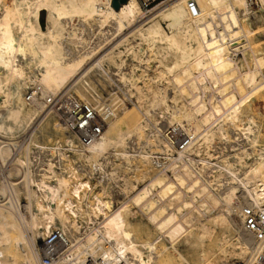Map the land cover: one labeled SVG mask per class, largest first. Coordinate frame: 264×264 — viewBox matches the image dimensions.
I'll return each mask as SVG.
<instances>
[{"label": "bare ground", "instance_id": "1", "mask_svg": "<svg viewBox=\"0 0 264 264\" xmlns=\"http://www.w3.org/2000/svg\"><path fill=\"white\" fill-rule=\"evenodd\" d=\"M187 1L0 0V264L260 263L264 0Z\"/></svg>", "mask_w": 264, "mask_h": 264}, {"label": "built area", "instance_id": "2", "mask_svg": "<svg viewBox=\"0 0 264 264\" xmlns=\"http://www.w3.org/2000/svg\"><path fill=\"white\" fill-rule=\"evenodd\" d=\"M141 1H142L144 8L151 12V10H153L155 8V6H157L158 4L165 5V4H168L169 2H172L173 0H141ZM187 8L189 9V11L193 17L197 16V12L199 11V6H198L197 1L188 0L187 1ZM84 111H88V108L85 107ZM91 115H92L91 113L85 114V116L87 118H89ZM75 117H76L75 115L72 116L73 119ZM80 119H82V117L78 118V120H80ZM98 125H99V122H96L94 125L89 124L87 130H84V128H82V127L79 128L81 131L84 130L82 135L84 138L83 141L86 144H89L93 140L97 139V137L99 136L100 130H99ZM74 128H76V127H74ZM182 147H183V145H182ZM243 213H245V215H246V218H245L246 229L248 231L254 233V235L256 236V238L259 242L264 243V212H254L251 209H245V210H243ZM56 237H57L56 235H53L49 239L48 242L52 243V241H54L56 239ZM59 245H60V243H59ZM59 245L57 243L55 245V247L52 249L51 248H44V255H45V260L47 263L49 261L53 260V256L56 253H58V251L61 250L60 248H63L62 244L60 245V247H59ZM259 264H264V256L261 257Z\"/></svg>", "mask_w": 264, "mask_h": 264}, {"label": "rangeland", "instance_id": "3", "mask_svg": "<svg viewBox=\"0 0 264 264\" xmlns=\"http://www.w3.org/2000/svg\"><path fill=\"white\" fill-rule=\"evenodd\" d=\"M41 16H42V19L43 18H45V16H46V12L45 11H43L42 12V14H41ZM251 25L254 27V26H256V22L254 21V20H252V22H251ZM261 42V43H260ZM263 42V43H262ZM261 44V45H260ZM263 44V45H262ZM259 48H263L264 47V35L263 36H261L260 37V41H259ZM262 101V102H261ZM257 103V105H256V103ZM254 102V112H255V114H256V116H257V119H258V121L259 122H261L262 123V125H263V135H264V100H259V99H257L256 101ZM256 107H258V108H256ZM257 110H256V109ZM259 109V110H258ZM169 132L170 133H172L174 136H177L178 137V143H181V142H183L184 140H185V138L184 137H186L185 135L183 136V134H181V132H179L178 130H174L173 128H171L170 130H169ZM24 140V139H23ZM180 141V142H179ZM234 264H245V262H243V261H241V260H235L234 262H233Z\"/></svg>", "mask_w": 264, "mask_h": 264}, {"label": "water", "instance_id": "4", "mask_svg": "<svg viewBox=\"0 0 264 264\" xmlns=\"http://www.w3.org/2000/svg\"><path fill=\"white\" fill-rule=\"evenodd\" d=\"M127 2V0H113V6L118 9L122 3Z\"/></svg>", "mask_w": 264, "mask_h": 264}]
</instances>
